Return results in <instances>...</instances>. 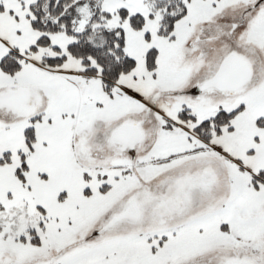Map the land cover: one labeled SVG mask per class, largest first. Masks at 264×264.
Masks as SVG:
<instances>
[{
    "label": "snow or ice",
    "instance_id": "obj_1",
    "mask_svg": "<svg viewBox=\"0 0 264 264\" xmlns=\"http://www.w3.org/2000/svg\"><path fill=\"white\" fill-rule=\"evenodd\" d=\"M0 264H264V0H0Z\"/></svg>",
    "mask_w": 264,
    "mask_h": 264
}]
</instances>
